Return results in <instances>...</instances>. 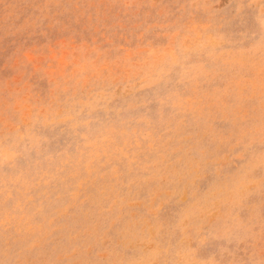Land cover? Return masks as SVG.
I'll return each mask as SVG.
<instances>
[{"label":"rangeland","instance_id":"obj_1","mask_svg":"<svg viewBox=\"0 0 264 264\" xmlns=\"http://www.w3.org/2000/svg\"><path fill=\"white\" fill-rule=\"evenodd\" d=\"M0 264H264V0H0Z\"/></svg>","mask_w":264,"mask_h":264},{"label":"bare ground","instance_id":"obj_2","mask_svg":"<svg viewBox=\"0 0 264 264\" xmlns=\"http://www.w3.org/2000/svg\"><path fill=\"white\" fill-rule=\"evenodd\" d=\"M66 155V154H65ZM60 157V156H59ZM43 161V160H42ZM63 161V160H62ZM57 169V168H56ZM21 172V171H20ZM79 178V177H78ZM18 181V180H17ZM39 183V182H38ZM89 185V184H88ZM69 186V185H68ZM23 190V189H22ZM92 194V193H91ZM48 196V195H47ZM92 196V195H91ZM36 197V196H35ZM97 197V196H96ZM70 203V202H69ZM35 205V204H34ZM73 205V204H72ZM42 206V205H41ZM58 209V208H57ZM35 213V212H34ZM46 218V217H45ZM32 219V218H31ZM50 222V221H49ZM46 224V223H45ZM22 230V229H21ZM26 234V233H25ZM34 234V233H33ZM31 236V235H30ZM24 238V237H23ZM23 240V239H22Z\"/></svg>","mask_w":264,"mask_h":264}]
</instances>
